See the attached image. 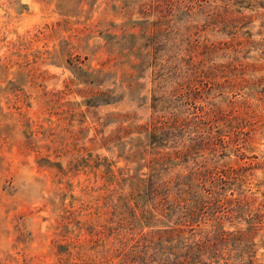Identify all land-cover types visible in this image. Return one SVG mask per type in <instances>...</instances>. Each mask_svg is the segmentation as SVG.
Segmentation results:
<instances>
[{"label": "rangeland", "instance_id": "374dc122", "mask_svg": "<svg viewBox=\"0 0 264 264\" xmlns=\"http://www.w3.org/2000/svg\"><path fill=\"white\" fill-rule=\"evenodd\" d=\"M215 164L203 259L264 264V0H0V264H169L136 180Z\"/></svg>", "mask_w": 264, "mask_h": 264}, {"label": "trees", "instance_id": "16d2710c", "mask_svg": "<svg viewBox=\"0 0 264 264\" xmlns=\"http://www.w3.org/2000/svg\"><path fill=\"white\" fill-rule=\"evenodd\" d=\"M167 121V120H166ZM153 128L158 127V120L152 122ZM225 173L218 165L206 166L203 170L199 167L194 168L189 172L188 180L186 183V187L178 186V195L171 197L170 192L171 188L174 187V183H182L179 180L180 176H176V178L169 177L168 179H163L162 181L156 182L152 179L150 175L147 179L138 178L136 181V186L143 184L145 194L153 199H155L154 208L163 213L169 208V205L175 206L181 211V219L179 220V224L182 225H166L163 228H158L155 230V234H157V238L160 240L166 236H172L178 238V240H183L182 249L180 252L175 254L174 261L169 264H213L212 261L207 262L203 259V255L209 256L210 246L212 242V235L210 231L206 232H197L194 230V226L189 221L193 216L198 215L200 212H206L209 208L211 202H217L219 205H223L225 200L224 196L222 197V188L225 186L226 179L224 178ZM144 180H147L146 183H142ZM195 185V186H194ZM197 186H200L206 198L198 197H189L182 196L183 193L190 195L189 190H195ZM192 195L195 193L191 192ZM213 200V201H212ZM237 200V199H236ZM190 201V204H189ZM107 205V204H106ZM190 205V207H189ZM101 206L96 207V213L100 212ZM187 225L189 226L188 228ZM188 230L192 232L188 236L184 235V232ZM199 233V237L197 239L192 238L191 241H188L192 234ZM187 238V239H185ZM121 253L122 259L121 264H130L134 260V252L130 251H122ZM216 263L217 260H213ZM164 264V262H161Z\"/></svg>", "mask_w": 264, "mask_h": 264}]
</instances>
